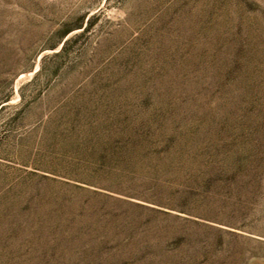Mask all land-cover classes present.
<instances>
[{"label": "rangeland", "instance_id": "374dc122", "mask_svg": "<svg viewBox=\"0 0 264 264\" xmlns=\"http://www.w3.org/2000/svg\"><path fill=\"white\" fill-rule=\"evenodd\" d=\"M0 264H264V0H0Z\"/></svg>", "mask_w": 264, "mask_h": 264}]
</instances>
